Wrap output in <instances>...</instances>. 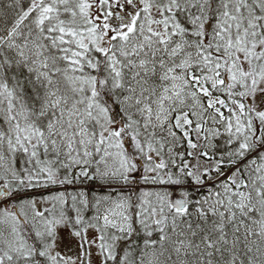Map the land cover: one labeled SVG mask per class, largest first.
I'll use <instances>...</instances> for the list:
<instances>
[{
    "label": "snow or ice",
    "instance_id": "snow-or-ice-1",
    "mask_svg": "<svg viewBox=\"0 0 264 264\" xmlns=\"http://www.w3.org/2000/svg\"><path fill=\"white\" fill-rule=\"evenodd\" d=\"M0 264H264V0H0Z\"/></svg>",
    "mask_w": 264,
    "mask_h": 264
},
{
    "label": "trees",
    "instance_id": "trees-1",
    "mask_svg": "<svg viewBox=\"0 0 264 264\" xmlns=\"http://www.w3.org/2000/svg\"><path fill=\"white\" fill-rule=\"evenodd\" d=\"M5 2H6V0H5Z\"/></svg>",
    "mask_w": 264,
    "mask_h": 264
}]
</instances>
